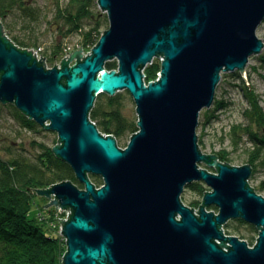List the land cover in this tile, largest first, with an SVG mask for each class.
<instances>
[{
    "label": "water",
    "instance_id": "obj_1",
    "mask_svg": "<svg viewBox=\"0 0 264 264\" xmlns=\"http://www.w3.org/2000/svg\"><path fill=\"white\" fill-rule=\"evenodd\" d=\"M98 3L110 25L91 54L80 58L82 49L75 50L50 69L35 48L17 46L0 22V101L58 132L53 152L84 184L81 189L63 180L36 188L56 196L43 206L72 210L68 220L59 218L68 245L63 263L264 264V196L249 184L252 166L204 153L197 133L221 73L241 70L247 82L251 56L264 49L257 34L264 0ZM161 56V76L146 86L142 69ZM112 58L119 71L105 68ZM123 89L136 102L139 130L120 148L114 135L100 132L90 111L98 94ZM91 174L103 178L100 188ZM194 181L210 188L198 214L181 198ZM212 206L218 214L207 210ZM232 218L259 228L254 247L225 234L221 227Z\"/></svg>",
    "mask_w": 264,
    "mask_h": 264
},
{
    "label": "rangeland",
    "instance_id": "obj_2",
    "mask_svg": "<svg viewBox=\"0 0 264 264\" xmlns=\"http://www.w3.org/2000/svg\"><path fill=\"white\" fill-rule=\"evenodd\" d=\"M27 8L29 10H34V17L28 18L25 16L26 10L21 6L12 8L5 18H0V22L3 25L4 31L7 36L16 43L11 35H16L20 39L27 42L37 43L38 45L23 46L26 48H35L38 52L34 50V54L41 57H45L46 66H53L55 63L61 64L62 59L67 56L69 58L71 53L75 50L82 49L83 54L80 58L84 57L85 54H90L91 49H84L80 45L81 36L80 33L73 32L69 35L66 34V27H64V19L59 13L62 8L69 4V0H25ZM96 10L100 12L104 19L103 30L109 28L110 22L106 11H104L95 0ZM10 33V34H9ZM257 34L260 38L264 40V21L259 25L257 29ZM17 44V43H16ZM19 45V44H17ZM21 47V45H19ZM62 50V52L60 51ZM72 50V51H71ZM54 51L61 52V56H57L51 61V56ZM71 51V52H68ZM36 56V57H37ZM264 49L258 53L251 56L249 63L246 66V78L244 77L241 70L235 71H223L221 73L222 77L216 88V99L222 100L225 106L216 109L214 104L210 108L213 109V116L205 120L203 116H199V124L197 128L198 136L202 138V145H200L201 150L204 153H216L223 148H227L230 151V157L232 158L229 162L231 165L241 166L247 163V156L252 145L250 141L249 133L241 132L239 137V144H233V134H230V129L234 124L246 123V117L244 115V109L247 106V97L243 89L244 85H249L253 88L255 92L259 95L261 99V104L264 108ZM38 58V57H37ZM77 61V56H74L70 61V64H74ZM109 61H117L116 58H112ZM160 62L162 67L161 57H154L152 62L148 63L146 66L152 64L153 62ZM142 72L145 73V68ZM160 67V70H161ZM106 68V67H105ZM110 70V69H109ZM119 71V67L115 68ZM159 70V71H160ZM158 71V72H159ZM157 72L156 78L159 74ZM161 76V75H160ZM155 78V79H156ZM153 79V81L155 80ZM159 79V78H158ZM144 81L146 86H148L149 81H146L144 76ZM151 81V80H150ZM248 83V84H247ZM123 98V112L129 119H137V107L133 96L127 89L117 91ZM16 107L14 103H9ZM0 105L7 106L0 101ZM17 108V107H16ZM18 109V108H17ZM19 110V109H18ZM20 111V110H19ZM21 112V111H20ZM22 113V112H21ZM26 116V115H25ZM28 117V116H26ZM29 118V117H28ZM30 119V118H29ZM33 120V119H31ZM35 121V120H34ZM36 122V121H35ZM96 124L95 121L92 120ZM205 122V123H203ZM37 123V128H27L22 125V122L18 115L16 114L14 108H2L0 107V158L3 160L9 159L12 156H26L31 160H35L41 149L38 143L42 142L53 147L56 144H60L58 132L50 129L44 128L42 125ZM252 128L257 131L260 135H264V128L258 127L252 124ZM102 132V131H100ZM105 135L107 133L102 132ZM130 140V136L126 134L122 139H118L119 147L125 148ZM218 155V154H217ZM220 162H225L219 156ZM251 165V164H250ZM202 168L207 169L210 172H216L214 167L207 166L205 163H200ZM252 166V165H251ZM253 168V167H252ZM93 175V174H91ZM90 175V178H91ZM96 175V174H94ZM76 176V174H75ZM100 176V175H99ZM101 177V176H100ZM77 178V177H76ZM102 178V177H101ZM78 180V179H77ZM92 180V179H91ZM79 181V180H78ZM103 181V178H102ZM62 182V181H59ZM56 182V183H59ZM73 182V181H72ZM80 182V181H79ZM77 185L75 182H73ZM82 183V182H81ZM54 184V183H53ZM97 186V188H100ZM249 184L254 187V189L264 196V166H259L258 170L253 173L249 178ZM84 185V184H83ZM51 185L42 188H50ZM78 186V185H77ZM79 188H84L80 187ZM208 187V186H207ZM209 188V187H208ZM186 198L184 203L191 206L190 202L192 200H202V196L186 186ZM210 190V188L208 189ZM33 192V193H32ZM31 199L32 204L30 207V217L37 218L38 221L47 228V230L54 236L58 237L59 241L62 243L63 254L61 258V263H63V257L68 250L67 238L63 234V223L59 218L66 216V210L71 211V208H62L60 204L50 203L48 206H43L48 204L56 196L54 193L50 197L46 195H41L38 193L36 188H32ZM58 206V209H57ZM192 207V206H191ZM194 212L198 214L199 206H193ZM214 210L216 214L219 213L218 208L208 207V211ZM58 217V218H57ZM55 218V219H54ZM179 219V216L177 217ZM241 218H232L226 224L222 225V229L226 235H238L240 239H245L250 247H254L257 242V237H259V228L254 224L248 223ZM228 227H227V226ZM252 225V226H251ZM260 232V231H259ZM254 242H251V241ZM217 242H221L220 239H216ZM230 245V242L227 241ZM66 248V250H65ZM225 250L228 251V247L223 246Z\"/></svg>",
    "mask_w": 264,
    "mask_h": 264
},
{
    "label": "trees",
    "instance_id": "obj_3",
    "mask_svg": "<svg viewBox=\"0 0 264 264\" xmlns=\"http://www.w3.org/2000/svg\"><path fill=\"white\" fill-rule=\"evenodd\" d=\"M17 6L27 9L26 17H34V10L27 8L25 0H0V18H5L12 8ZM59 13L65 21V35L73 32L80 33L81 47L90 49L99 42L104 19L102 14L96 10L95 0H69V4ZM11 37L21 46L38 45L20 39L16 35H11ZM60 51L62 52V50ZM61 52L54 51L50 58L51 61L55 57L61 56ZM105 67L110 70L115 69L118 67V63L117 61H107ZM160 67L159 61H154L146 66V81L155 79ZM243 89L247 97V106L244 109L246 123L234 124L230 129V134H233V144L237 145L241 132L249 133L252 145L246 161L252 165L253 173H255L259 166H264V135L259 136L257 131L252 128V124L264 128V108L259 95L253 88L244 85ZM213 104L216 109L225 106L224 101L216 99V96ZM123 105V98L120 94L100 93L90 111V118L96 122L99 130L114 135L117 142L126 134L131 138L139 130L138 118L129 119L123 112ZM0 107L14 108L23 126L37 128V123L26 117L14 105L8 103L6 107L3 105ZM213 111V109H205L200 112V115L207 120L213 116ZM198 142L199 146L203 143L200 136H198ZM38 145L41 151L35 160L26 156H12L6 160L0 158V264L61 263L62 243L37 218L29 215L32 204L30 190L31 188L46 187L63 180H71L80 187H84V185L77 180L72 166L53 152L52 146L42 142ZM217 154L224 161L232 159L227 148H223ZM91 179L97 186L103 183L99 175L93 174ZM187 188L195 190L202 198L209 189L202 181H194L188 184ZM181 198L183 201L185 200V192ZM201 202L200 199L192 200L190 205L199 206ZM238 221L243 222V220Z\"/></svg>",
    "mask_w": 264,
    "mask_h": 264
},
{
    "label": "bare ground",
    "instance_id": "obj_4",
    "mask_svg": "<svg viewBox=\"0 0 264 264\" xmlns=\"http://www.w3.org/2000/svg\"><path fill=\"white\" fill-rule=\"evenodd\" d=\"M5 34L7 35L6 32H5ZM17 46H19V45H17ZM94 46H95V45H94ZM94 46H93V47H94ZM19 47H20V46H19ZM21 47H22V49H23V48H26V47H23V46H21ZM93 47L90 48V49H91V52H92V48H93ZM90 54H91V53H90ZM87 55H88V54H85V56H87ZM36 56H37V55H36ZM85 56H84V57H85ZM37 57H38V59L40 60L41 57H39V56H37ZM84 57H82V58H84ZM56 64H57L58 67H60V65H61V64H58V63H56ZM54 66H55V65H53V66H51V67L46 66V68H47V69H50V68H53ZM160 71H161V70H160ZM90 119H91V118H90ZM91 120H92V119H91ZM47 123L49 124V123H51V121L48 120Z\"/></svg>",
    "mask_w": 264,
    "mask_h": 264
},
{
    "label": "built area",
    "instance_id": "obj_5",
    "mask_svg": "<svg viewBox=\"0 0 264 264\" xmlns=\"http://www.w3.org/2000/svg\"><path fill=\"white\" fill-rule=\"evenodd\" d=\"M35 51L38 52L37 50H35ZM161 60H163V57H162V56H161ZM158 74H159L158 78H160L161 71H159ZM144 76H145V75H144ZM158 78H156V79H158ZM156 79H155V80H156ZM152 81H153V80H152ZM66 211H67V212H66L67 214H66V216L64 217V219H65V220H68V218H69V212L71 213L72 210H71V211L66 210ZM62 227H63V226H62Z\"/></svg>",
    "mask_w": 264,
    "mask_h": 264
}]
</instances>
